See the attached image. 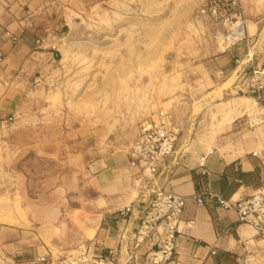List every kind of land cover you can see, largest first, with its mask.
Returning <instances> with one entry per match:
<instances>
[{
  "label": "crops",
  "instance_id": "1",
  "mask_svg": "<svg viewBox=\"0 0 264 264\" xmlns=\"http://www.w3.org/2000/svg\"><path fill=\"white\" fill-rule=\"evenodd\" d=\"M95 1L0 0V119L20 117L13 132L37 136L36 144H15L16 152L38 150L59 169L69 168L66 176L58 170L43 178L53 185L33 198L22 194L21 212L0 226V264H70L83 257L84 264H149L151 246L136 244L150 198L136 187L140 169L129 148L140 123L165 106L182 133L158 183L186 197L175 258L167 264H264V237L208 196L237 200L264 186V124L251 126L252 101L263 115L264 100L240 88L241 77L264 57L251 46L259 22L247 19V46L181 50L201 58L175 66L188 94L159 106L152 91L143 92L131 119L103 106L86 115L66 113L61 98L52 99L56 90L51 96L46 86L40 99H30L33 89L56 81L51 73L60 69L61 19L69 25L73 13Z\"/></svg>",
  "mask_w": 264,
  "mask_h": 264
},
{
  "label": "rangeland",
  "instance_id": "2",
  "mask_svg": "<svg viewBox=\"0 0 264 264\" xmlns=\"http://www.w3.org/2000/svg\"><path fill=\"white\" fill-rule=\"evenodd\" d=\"M205 1L98 0L77 10L76 15L73 13L76 18L67 26L63 17L58 31L63 38L60 69L55 75L51 73L56 81L33 89L30 99H40L46 86L51 96L56 90L52 99L61 98L66 113L86 115L103 106L121 109V117L131 119L138 114L136 106L143 92L149 95L152 91L159 106L161 101L186 96L189 90H183V76L175 71V66L201 60L195 54L186 56V51L210 47L213 43L222 48L227 46L222 35L226 24L234 21V12L246 20L259 22V35L251 46L264 52V0H221L230 4L236 1V9L222 8L218 25L200 16ZM247 38L241 44L247 46ZM210 53L207 49V58ZM36 73L32 72L31 77ZM259 106L252 101L253 127L264 124ZM256 120L259 123H254ZM21 122L20 117L0 119V226L13 222L21 212L25 191L33 198L35 193L53 185L43 183V178L54 176L58 170L63 176L69 173L67 166L59 169L38 150L25 155L14 150V145L22 142L36 144L33 132L26 136L13 132ZM81 193L85 197L86 188Z\"/></svg>",
  "mask_w": 264,
  "mask_h": 264
},
{
  "label": "built area",
  "instance_id": "3",
  "mask_svg": "<svg viewBox=\"0 0 264 264\" xmlns=\"http://www.w3.org/2000/svg\"><path fill=\"white\" fill-rule=\"evenodd\" d=\"M235 6L236 1L230 4L221 0H206L199 14L218 25L221 9L230 10L233 7L235 10ZM238 16L240 15L234 12V21L226 24V32L222 35L228 47L237 46L248 37L247 20ZM240 80L241 91L255 97L257 102H262L264 58ZM261 122H264V114ZM254 123H259V120ZM181 133L182 123L175 119L171 110L161 109L140 123L139 136L129 148L131 161L140 169L135 177L136 187L150 198L148 205L142 209L143 218L136 244V248L143 244L151 246L147 261L149 264H167L174 260L176 254L177 232L185 210L186 197L160 186L158 175L168 157L175 153ZM208 196L222 208L234 210L240 223L251 226L257 234L264 237V186L237 200H227L215 193H209ZM130 208L127 207V212ZM134 256L135 253H132L129 260ZM84 263L83 257L70 264Z\"/></svg>",
  "mask_w": 264,
  "mask_h": 264
}]
</instances>
